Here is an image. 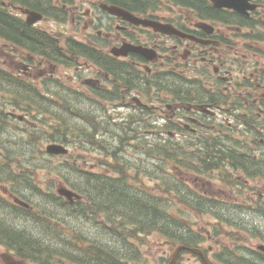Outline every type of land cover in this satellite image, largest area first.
Returning <instances> with one entry per match:
<instances>
[{
	"label": "flooded vegetation",
	"instance_id": "1",
	"mask_svg": "<svg viewBox=\"0 0 264 264\" xmlns=\"http://www.w3.org/2000/svg\"><path fill=\"white\" fill-rule=\"evenodd\" d=\"M26 11L36 12L39 21L29 25ZM0 13L21 21L35 35L31 43L0 29V76L6 82L39 76L42 82L56 84L59 81L53 79L59 78L62 67L75 84L85 83L101 107L103 101L116 105L121 100L130 113L149 114L161 130L157 137L162 144L199 143L200 151L222 145L228 150L236 136L238 143L244 137L249 140L242 141L246 145L264 146V0H248L242 10L217 8L211 0H0ZM56 22H70L93 37L78 44L74 39L63 43L54 33ZM36 32L56 44L59 60L55 51L54 59L36 55ZM53 90L58 89H50L51 97ZM148 98L156 101L149 103ZM155 110L159 114L151 116ZM32 126L36 130V122ZM199 155L208 156L211 164L213 154ZM237 159L227 158L221 166L242 173L248 184H261L256 191L262 189L264 200V160L249 152ZM101 177L84 173V185L72 189L88 192L95 187L92 180ZM241 207L251 209L248 204ZM30 211L25 220L38 225L42 238L46 235L55 243L69 237L60 231V220L40 218L36 208ZM240 224L239 237L209 232L188 244L167 239L155 251L156 260L160 264H264V232L254 231L248 222ZM0 226L32 241L40 239L5 219H0ZM64 245L68 244L55 245L61 246L59 250L49 247L52 251L43 254H58L72 264L80 250L84 256L79 264H110L78 245L74 251ZM0 246L5 249L0 253L2 264H42V252L26 251L2 233ZM180 247L187 249L177 253Z\"/></svg>",
	"mask_w": 264,
	"mask_h": 264
},
{
	"label": "rangeland",
	"instance_id": "2",
	"mask_svg": "<svg viewBox=\"0 0 264 264\" xmlns=\"http://www.w3.org/2000/svg\"><path fill=\"white\" fill-rule=\"evenodd\" d=\"M52 26L54 33L61 37L63 43L74 39L73 41L78 44L85 41L87 37H93L91 34L83 33L82 30L74 29L70 22L62 24L56 22ZM96 38L94 37L93 40L95 41ZM0 73H2L1 67ZM59 74V78L53 81L60 83L50 82L46 88L39 76L23 78L36 82L33 84L39 91L36 94V103H42V107H38L36 114L31 116V119L36 122L35 132L31 125L20 124L8 116L10 112L23 114V110L26 109L25 103L30 101L27 86L31 85L25 82L26 80L16 81L9 78L6 82V79L3 80L2 76L0 77V174L9 170L7 167L9 163L17 171L16 175L21 177L18 182L15 178H5L0 183V219H5L35 238L38 235L44 241L36 230L38 225H35L32 220H25L29 214L19 211L14 206L16 205L14 198L19 197L33 206L32 208H36V214L46 208L41 206L46 203L45 198L36 193V188L27 190L25 186L26 169L24 168L32 165L34 174L30 181L34 185L36 183L46 197L53 196L51 200H54V195L58 196L57 188L60 186L72 188V186L84 185L82 179L75 175L76 170H80L81 176L84 173L100 174L102 176L100 181L105 182L114 179L117 181L118 177L124 176L127 188L132 191H136L137 188L138 192H141L139 193L141 199L153 197L164 199L163 214L167 217L170 215L176 223L186 225L187 229L192 231L193 239L209 231L212 233L213 228L222 236L229 233L239 237L243 232L237 228L232 229L221 225L211 215L195 212L196 206L192 210L190 206L179 200L184 196L190 200L194 192L203 197L208 195L215 198L217 200L213 203L215 207L230 208L231 210L225 211L228 215L239 218L240 222L250 223V227H254L253 230L256 232L257 229H260L261 233L264 232V200L260 198L262 189L256 191L261 184L246 183L242 173L231 171L230 168L213 170L210 175L196 172V169H194L195 172L188 170L183 164H190L191 167L200 169L202 160L198 159L199 143L177 144L169 141L168 144H162L160 137H157L161 130L156 126L157 124L150 121L152 118L149 114L130 113L123 108L121 100L120 103L115 102L116 105L103 101L101 107L96 102L95 95L87 91L83 81L75 84L62 67ZM1 83H5L4 86ZM56 87L58 90L56 92L53 90L54 93L50 97V89H56ZM19 88L21 91L17 93ZM148 100L149 103L156 101L154 98H148ZM117 105H120V109L114 111ZM75 108H80V111L74 110ZM41 113L45 116L41 117ZM155 114H159V111H153L151 116ZM50 124L53 127L49 126ZM92 135L94 138L91 139ZM60 137L70 141L66 144L70 148L68 159L54 158L46 153L48 145L56 142L55 140ZM242 138L241 143H238L235 136L230 146L233 145L242 153L249 152L258 159L264 160V146L246 145L242 141L249 142V140ZM161 147L165 149L168 147V151L162 152ZM156 151L161 152V155ZM6 156L9 159H6ZM169 156L176 158L177 162L170 160ZM178 162H181L180 169L175 168ZM214 162L212 160L211 164ZM17 165L20 169L14 168ZM10 172L11 176H15L12 171ZM175 178L178 179L176 192L173 188ZM172 184L173 186H169ZM168 200L173 201L171 209H165ZM234 201L242 203L245 207L249 204L251 209H233ZM84 206L87 207V204L85 203ZM48 207L54 214L53 219L59 217L60 221L57 223L61 224L58 225L60 231L63 230L64 235L69 236L65 240L62 239L66 242L52 241L53 245L68 244L67 246L74 251L78 249L75 244L78 243L89 254L95 253L99 248L107 247L108 251L113 252L108 253L114 257L108 260L110 264H160L156 260L155 251L166 243L167 238L163 234L154 232L149 235L144 233V235H135L131 232L132 227L128 225L122 229L121 224L126 221L121 223V219L110 218V216L108 219L105 213L96 215V220L99 222L96 224L94 219L90 218L92 215L89 210L88 214H83L80 207L64 209L55 203ZM104 224L108 225V229L104 228ZM73 232L84 237L85 241L74 242L78 239ZM3 251L5 249L0 246V253ZM90 255L93 256V254ZM100 255L104 260L110 257L103 251H100ZM40 256L42 264H71L58 254L50 256L42 252ZM82 256L84 254L79 250V255L74 256L77 262L72 260V264H79ZM0 264H2L1 261Z\"/></svg>",
	"mask_w": 264,
	"mask_h": 264
},
{
	"label": "trees",
	"instance_id": "3",
	"mask_svg": "<svg viewBox=\"0 0 264 264\" xmlns=\"http://www.w3.org/2000/svg\"><path fill=\"white\" fill-rule=\"evenodd\" d=\"M32 1H42V0H32ZM7 23V24H5ZM0 29H4V31L8 32L9 35L15 38L19 39H26L29 42H33L34 40V32L27 28L25 24H23L21 21H18L16 19H13L11 17H8L6 15H3L0 13ZM53 51H55V58L59 60V55L56 54L57 48L56 44L54 47V43L49 39L46 38L44 35L36 32V54H39L41 56H45L47 59H54L53 58ZM32 92H34V89H31ZM214 149H203L201 152L207 153V154H213L210 160H214L215 162L211 164V166L214 164L215 167L213 169H219L221 164L227 159V158H236L237 156L240 155L239 153H236L234 151L227 150L225 146L222 145H217L216 147H213ZM162 149V148H161ZM157 152V151H156ZM210 152V153H209ZM158 153V152H157ZM236 155H233V154ZM158 154L161 155V152ZM238 154V155H237ZM171 158V157H170ZM208 159V156L204 159L205 161ZM173 160V158H172ZM175 160V159H174ZM209 162V161H206ZM233 162H238L237 160H234ZM32 166V165H31ZM25 166L24 169L27 171L33 170L32 167ZM8 171L0 174V180L4 181L6 179H19V177L11 176L12 174L10 171H13L14 169L12 168V165L7 163ZM210 167V164L208 165V168ZM17 169H20L19 165L16 167ZM195 168L192 167V171H194ZM210 170V169H208ZM1 171V170H0ZM25 184L26 188L31 189L33 187V183L30 181L31 180V175L25 174L24 175ZM125 178L119 180V181H110V182H102L99 181L98 179H94L93 181V186L92 191L86 193L85 195L88 198V203L90 208L85 207L83 211L89 210L92 214V217H95L97 214H102L105 213L107 215V218L110 219L116 218V219H121V227L122 229L128 225L132 227L131 232L135 235L137 234H151L154 232H157L159 234H163L164 236H167L168 238L173 239L176 234H182V233H187L188 230L185 225H182L180 223L174 222L170 215L167 217L165 214H163V208H162V198H152V199H141L140 194L141 192L132 191L127 188L126 183L124 182ZM91 181V180H89ZM175 195V194H174ZM45 197V196H44ZM46 203L41 204V206H46L44 210H39L41 212V216L44 218L51 219L52 216L50 214V208L48 207L49 205L55 203L57 206L64 208L68 207L67 203L64 202L62 199H58L54 197V200H51V198L45 197ZM183 202L188 203L186 199H181ZM196 201H201L200 199H196ZM193 203H191L192 205ZM172 207L170 206L169 209ZM194 209V208H193ZM192 209V210H193ZM195 211L201 213L204 212L201 207H197V209H194ZM210 209H205V211H209ZM52 211V210H51ZM86 214V213H84ZM40 216V215H39ZM110 216V218H109ZM41 218V217H40ZM184 228V230H183ZM130 232V231H129ZM0 233L2 235H6L13 241H16L19 243V245L24 248L26 251L31 250V249H36L38 252H43L44 250L52 251V249H60L61 246H55L53 247L52 242H49L50 239L48 240L46 235H43V240H31L27 236H21L18 234V232H14L11 229L6 228L5 226L2 227L0 226ZM47 244V245H45ZM50 247V248H49ZM67 249V248H65ZM109 248L103 247L99 248L96 252L97 256H100V251H103L107 256V260L112 258L110 252L108 251ZM112 250V249H111ZM110 252V253H108ZM38 256V254H37ZM114 258V257H113Z\"/></svg>",
	"mask_w": 264,
	"mask_h": 264
},
{
	"label": "water",
	"instance_id": "4",
	"mask_svg": "<svg viewBox=\"0 0 264 264\" xmlns=\"http://www.w3.org/2000/svg\"><path fill=\"white\" fill-rule=\"evenodd\" d=\"M216 6L219 8H230L235 10H242V7L247 3L248 0H213ZM49 154L59 155L67 154L68 150L61 145L53 144L47 148ZM58 193L66 197L70 202H74L75 199L80 200L82 197L75 192L68 190L67 188H60ZM264 249V248H263Z\"/></svg>",
	"mask_w": 264,
	"mask_h": 264
}]
</instances>
